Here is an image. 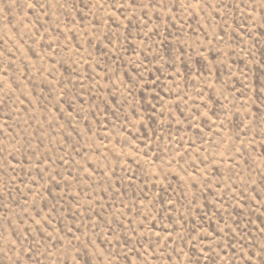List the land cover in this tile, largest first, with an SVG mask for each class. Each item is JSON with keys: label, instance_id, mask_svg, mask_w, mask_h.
I'll return each mask as SVG.
<instances>
[{"label": "rangeland", "instance_id": "obj_1", "mask_svg": "<svg viewBox=\"0 0 264 264\" xmlns=\"http://www.w3.org/2000/svg\"><path fill=\"white\" fill-rule=\"evenodd\" d=\"M0 264H264V0H0Z\"/></svg>", "mask_w": 264, "mask_h": 264}]
</instances>
